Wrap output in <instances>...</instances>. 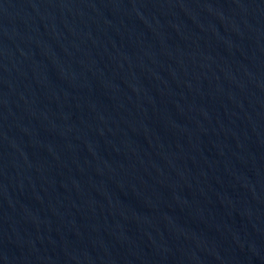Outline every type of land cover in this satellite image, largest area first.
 <instances>
[{
    "label": "water",
    "instance_id": "water-1",
    "mask_svg": "<svg viewBox=\"0 0 264 264\" xmlns=\"http://www.w3.org/2000/svg\"><path fill=\"white\" fill-rule=\"evenodd\" d=\"M0 264H264V0H0Z\"/></svg>",
    "mask_w": 264,
    "mask_h": 264
}]
</instances>
